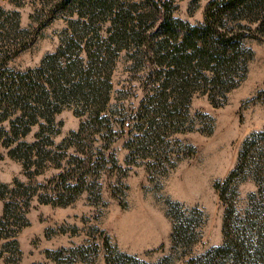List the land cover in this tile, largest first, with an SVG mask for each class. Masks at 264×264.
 <instances>
[{
	"label": "rangeland",
	"instance_id": "1",
	"mask_svg": "<svg viewBox=\"0 0 264 264\" xmlns=\"http://www.w3.org/2000/svg\"><path fill=\"white\" fill-rule=\"evenodd\" d=\"M124 1L126 7L149 9L142 0ZM210 1L172 0L174 16L200 24ZM0 7L7 12L4 18H12L9 12L18 10L23 28L32 27L33 15L43 14L42 0H0ZM74 17L78 15L62 14L44 26L34 45L14 57L10 66L16 70L39 66L46 55L57 51ZM151 17L143 27L135 21L134 28L159 34L161 11ZM259 22L245 19L244 24L255 29ZM109 26L110 21L104 22V36ZM132 46L134 51L137 45ZM245 46L253 51L246 78L218 97V104L209 94L196 91L189 110V119L195 122L180 131L162 132L159 141H169L168 148L149 144L146 150L134 151L136 135L150 128L141 109L152 100L148 90L155 86V71L160 67L148 56L143 60L137 56L136 61L127 50L119 55L107 104L115 140L108 143L109 127L104 119L101 132L91 135L93 131L87 130L82 135L85 141L74 144L72 132L80 130L87 115L66 104L55 113L60 130L52 135V143L42 145L46 158L37 147L31 154L33 162L26 164L9 152L10 147H1L0 181L8 188L0 199V218L9 202L17 207L19 220L0 239V264H107V241L133 256L132 264H187L223 245L225 206L215 183L235 168L246 138L264 130V37H247ZM38 130L34 125L23 141L37 140ZM166 152L175 166L163 158ZM77 156L89 157L86 162L93 173L80 193L59 203L58 182L61 175L76 168ZM257 188L251 177L240 183L239 210L250 205L249 194ZM177 206L186 215L195 209L204 213L197 226L198 239L187 248L174 247L177 219L171 210Z\"/></svg>",
	"mask_w": 264,
	"mask_h": 264
},
{
	"label": "trees",
	"instance_id": "2",
	"mask_svg": "<svg viewBox=\"0 0 264 264\" xmlns=\"http://www.w3.org/2000/svg\"><path fill=\"white\" fill-rule=\"evenodd\" d=\"M124 2L42 0L43 14L33 15L31 28L21 26L18 10L9 12L12 18H4L3 13L7 12L0 7L3 38L0 41V149L10 147L9 152L26 164L33 162L31 154L37 147V152L44 153L46 158L48 153L42 152V145L52 143V135L60 130L56 128L55 113L66 104L75 105L80 115H87L80 130L72 132L74 144L85 141L82 135L87 130L93 131L91 135L94 131L101 132L104 119L109 127L108 143L115 140L117 133L106 112L113 72L123 50L135 60L137 56L141 60L151 57L160 67L155 71V86L148 90V98L152 100L141 109L150 128L143 135H136L134 151L146 150L149 144L168 148L169 141H159L162 132L180 131L195 122L189 119L193 94L207 93L218 104V97L225 96L246 78L248 61L253 57V51L245 46L246 38L264 37V0H211L204 21L197 25L175 17L172 0H142L149 8L146 12L126 7ZM159 11L163 16L159 34H146L144 29L134 28L146 25ZM62 14L79 18L69 19L57 51L46 55L37 67L12 68L10 61L31 48L39 31ZM245 19L260 22L252 29L244 24ZM106 21H110V26L108 35L104 36ZM131 44L137 45L134 51ZM151 102L156 107H151ZM34 125L39 126L37 140L23 141ZM139 130L142 133L143 129ZM166 154L163 158L171 162L173 158ZM87 159L77 156L76 168L61 175L57 202L66 203L86 186L94 170L89 173L91 166ZM250 177L258 183V188L249 194L250 205L242 212L237 206L240 183ZM7 188L0 181V199ZM215 188L225 206L224 243L191 258L187 264H264V130L246 138L237 165L225 179L216 181ZM16 209L14 203L6 202L4 216L0 218V239L9 232L10 224L18 222ZM171 213L177 219L173 228L174 247L187 248L198 239L197 226L204 213L195 209L186 215L178 206ZM106 245L110 250L107 264H132L133 256L112 247L109 241Z\"/></svg>",
	"mask_w": 264,
	"mask_h": 264
}]
</instances>
